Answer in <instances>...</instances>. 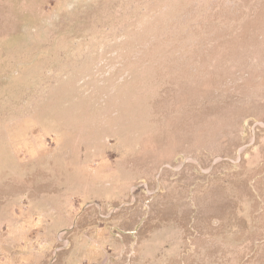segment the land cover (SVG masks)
Instances as JSON below:
<instances>
[{
    "label": "rangeland",
    "instance_id": "rangeland-1",
    "mask_svg": "<svg viewBox=\"0 0 264 264\" xmlns=\"http://www.w3.org/2000/svg\"><path fill=\"white\" fill-rule=\"evenodd\" d=\"M0 264H264V0H0Z\"/></svg>",
    "mask_w": 264,
    "mask_h": 264
}]
</instances>
